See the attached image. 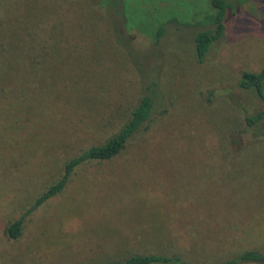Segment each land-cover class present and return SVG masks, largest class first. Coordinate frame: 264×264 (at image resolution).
I'll return each mask as SVG.
<instances>
[{"label":"rangeland","instance_id":"374dc122","mask_svg":"<svg viewBox=\"0 0 264 264\" xmlns=\"http://www.w3.org/2000/svg\"><path fill=\"white\" fill-rule=\"evenodd\" d=\"M123 1L113 29L103 1L0 0V264L264 253V115L246 122L264 99L238 84L264 68V0H229L202 62L194 36L210 25V0ZM147 85V124L114 158L79 165L9 238L64 163L116 132Z\"/></svg>","mask_w":264,"mask_h":264},{"label":"trees","instance_id":"16d2710c","mask_svg":"<svg viewBox=\"0 0 264 264\" xmlns=\"http://www.w3.org/2000/svg\"><path fill=\"white\" fill-rule=\"evenodd\" d=\"M97 4L104 2L107 7L106 13L112 20L113 29L118 27L117 14L123 15L124 1L123 0H91ZM211 6L215 9V13L208 16L210 25L204 29H200L194 36L195 43V59L197 62H202L211 44L219 39L225 31V17L232 4L229 0H210ZM118 8V10L115 9ZM119 17V16H118ZM119 19V18H118ZM126 24V23H125ZM165 28L160 26L157 31V40L163 35ZM121 43V36L118 35L115 39ZM264 83V68L257 72L242 71L238 84L245 89H254L257 95L264 99L263 91ZM155 85V80L151 81ZM146 90L139 97L136 104L131 108L126 121L106 139L100 143L90 145L82 149L79 153L69 158L64 163V170L59 179L49 184L34 200V202L10 225L7 227L8 237L11 239L17 238L22 230V224L25 219L34 209L39 207L46 200L54 197L61 192L75 169L89 161H105L117 156L120 151L128 144L134 135L142 129L149 121L152 112L154 111L153 92L151 86L147 85ZM264 115V108L256 112L252 116L246 117V122L249 125H255ZM243 263H261L264 264V253L256 250L243 251L229 259L224 260L219 264H243ZM108 264H198L184 259L179 253L165 254L160 252L147 253H132L128 257L114 261Z\"/></svg>","mask_w":264,"mask_h":264}]
</instances>
